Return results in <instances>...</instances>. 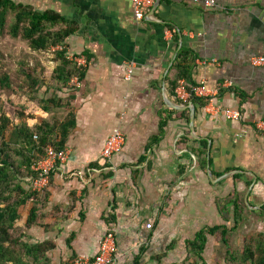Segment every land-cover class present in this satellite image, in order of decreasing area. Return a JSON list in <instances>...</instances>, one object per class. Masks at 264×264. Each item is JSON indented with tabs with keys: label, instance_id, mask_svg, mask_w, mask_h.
<instances>
[{
	"label": "crops",
	"instance_id": "0c3cea01",
	"mask_svg": "<svg viewBox=\"0 0 264 264\" xmlns=\"http://www.w3.org/2000/svg\"><path fill=\"white\" fill-rule=\"evenodd\" d=\"M15 1L74 21L66 52L86 70L73 79L79 87L69 83L70 160L50 176L43 220L27 232L31 244H54L52 264L93 259L109 231L116 264L186 263L187 242L206 227L234 226L236 212L241 226L264 232V65L252 64L264 58V0H213L214 9L153 0L143 20L131 0ZM181 49L193 58L177 81L187 101L167 83ZM198 87L207 96L196 97ZM51 118L39 111L27 125ZM114 130L125 146L105 170L100 156Z\"/></svg>",
	"mask_w": 264,
	"mask_h": 264
},
{
	"label": "trees",
	"instance_id": "16d2710c",
	"mask_svg": "<svg viewBox=\"0 0 264 264\" xmlns=\"http://www.w3.org/2000/svg\"><path fill=\"white\" fill-rule=\"evenodd\" d=\"M78 30L79 26L74 21L54 11L38 12L15 0H0V40L9 38L11 44H25L32 54L51 53L52 48L64 47L62 51L52 53V61L57 65L48 78L38 63L22 72L20 89L26 99L38 111L51 115V120H43L30 127L26 120L34 115L24 117L20 114L18 123H13L0 112V264H52L48 253L54 248L53 243L31 244L28 241L27 232L34 226H40L48 200V187L42 193L33 190V181L38 178L33 167L46 155L49 147L56 151L65 150L68 137L76 125L71 107L76 90L70 89L69 83L73 79L82 82L86 70L68 59L66 44ZM2 56L0 52V65ZM192 59L187 50L178 51L167 77L172 92H175L179 78L190 75ZM11 87L10 77L0 72V93L8 92ZM43 88L45 91L42 92ZM65 90L69 91L68 97L62 99L57 93ZM190 96L194 103L193 93ZM157 141L156 137L152 139V143ZM199 153L202 155L205 151L199 150ZM203 162L206 163V160ZM73 206L71 204L69 210H73ZM235 217L233 227H206L196 233L187 242L188 264H206L204 252L208 237L218 234L226 246L225 264H264V233L250 232L244 236L240 248H229L228 237L239 231L242 221L237 212ZM66 264H72V261Z\"/></svg>",
	"mask_w": 264,
	"mask_h": 264
},
{
	"label": "built area",
	"instance_id": "2783aa9c",
	"mask_svg": "<svg viewBox=\"0 0 264 264\" xmlns=\"http://www.w3.org/2000/svg\"><path fill=\"white\" fill-rule=\"evenodd\" d=\"M134 7V14L138 20H143L146 17L147 9L153 6V0H131ZM196 5L202 4L207 9H214L216 3L213 0H192ZM64 47H55L51 49V53L62 51ZM69 60H74L78 65H85L82 58L75 59L73 56H67ZM253 66H263L264 58H254ZM130 74V72H129ZM72 86L79 87L80 83L77 80H72ZM206 91L202 87H198L194 91L196 97H205ZM175 97L179 101H187L188 93L186 92L184 82L180 81L175 89ZM224 117L231 121H240L242 116L239 111L226 110L223 112ZM260 128V127H259ZM125 146V136L120 130H114L112 135L106 141L101 156L100 162L103 164L105 170H113L111 167L112 158L114 155L120 153ZM70 160V152L67 150L56 151L49 147L46 155L33 167V171L38 174V178L33 181V190L38 193L49 186L51 174L56 168ZM147 229H151L147 225ZM117 252L116 238L112 231L106 235L99 242L98 253L93 259L77 258L72 261V264H116L115 254Z\"/></svg>",
	"mask_w": 264,
	"mask_h": 264
},
{
	"label": "rangeland",
	"instance_id": "374dc122",
	"mask_svg": "<svg viewBox=\"0 0 264 264\" xmlns=\"http://www.w3.org/2000/svg\"><path fill=\"white\" fill-rule=\"evenodd\" d=\"M10 41L11 40L9 38L0 40V52L3 55L0 72L2 74H7L12 82L11 90L0 93V112L6 114L13 123H18L17 117L20 114L26 117L27 115H35L39 112L36 110L34 104L26 99L23 91L20 89V85L23 80L22 72L25 71V69L32 67L31 63H38L44 69V74L48 73V78L51 75V71L43 65L47 64L48 61H52L54 54H32L25 44H11ZM43 91H45V88L42 89V92ZM23 223L24 222L20 223V225ZM257 229L258 228L253 226H240L239 231L228 237L229 248L231 250L240 248L244 242V236L246 234H250V232L258 233L259 230ZM219 236L220 235L218 234L214 237H208L210 241L208 240L204 252V259L206 263L225 264L224 258L226 246L221 242ZM188 263L189 262L187 261V264ZM183 264L186 263L184 262Z\"/></svg>",
	"mask_w": 264,
	"mask_h": 264
},
{
	"label": "water",
	"instance_id": "95a60500",
	"mask_svg": "<svg viewBox=\"0 0 264 264\" xmlns=\"http://www.w3.org/2000/svg\"><path fill=\"white\" fill-rule=\"evenodd\" d=\"M193 117H194V113H193V110H192V119H193Z\"/></svg>",
	"mask_w": 264,
	"mask_h": 264
}]
</instances>
